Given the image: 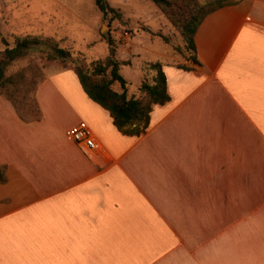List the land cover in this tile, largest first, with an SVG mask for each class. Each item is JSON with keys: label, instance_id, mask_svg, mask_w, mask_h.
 <instances>
[{"label": "crops", "instance_id": "crops-1", "mask_svg": "<svg viewBox=\"0 0 264 264\" xmlns=\"http://www.w3.org/2000/svg\"><path fill=\"white\" fill-rule=\"evenodd\" d=\"M194 44L191 70L162 65L169 101L138 137L113 126L74 72L40 81L37 119L0 95V264H264V0L207 15ZM80 122L98 151L66 137ZM162 193L163 224L180 227L156 231L146 212V231L102 229L106 211H149L147 194ZM111 239L132 244L108 252Z\"/></svg>", "mask_w": 264, "mask_h": 264}, {"label": "rangeland", "instance_id": "rangeland-1", "mask_svg": "<svg viewBox=\"0 0 264 264\" xmlns=\"http://www.w3.org/2000/svg\"><path fill=\"white\" fill-rule=\"evenodd\" d=\"M119 14L105 18L95 7L93 0H0V52L12 48L15 39L26 36L49 38L58 48L66 50L71 57L83 61L88 72L95 62L108 58L107 40L113 42L114 59L128 62L119 73L126 80L127 97H138L141 82L151 83L155 72L149 64L159 62L172 67L191 68V52L185 46L180 33L171 25L161 11L149 0H105ZM206 4L215 0H195ZM237 0H225L224 2ZM75 64L59 59L49 60L40 51H31L12 62L6 70V82L0 86V95L8 99L19 115L32 120L37 117L34 92L37 85L53 72H74ZM108 76V73L106 72ZM111 89L120 92L118 84ZM154 209H110L101 216L102 229L108 236L146 231L150 212L156 220V231L163 232L177 224H163L169 220V193L147 194ZM182 193H174V203L182 201ZM174 220L180 209L173 210ZM108 252H113L132 241L111 239L103 242ZM100 245H94V247Z\"/></svg>", "mask_w": 264, "mask_h": 264}, {"label": "trees", "instance_id": "trees-1", "mask_svg": "<svg viewBox=\"0 0 264 264\" xmlns=\"http://www.w3.org/2000/svg\"><path fill=\"white\" fill-rule=\"evenodd\" d=\"M153 3L180 33L185 46L191 52L192 65H198L196 60V48L194 37L196 31L205 17L223 7L235 5L239 2L215 0L206 4H199L195 0H149ZM95 7L105 18L108 14L119 17L105 0H93ZM108 58L104 62L92 64L91 71L83 65V61L74 59L64 49L58 48L56 43L49 38L26 36L15 39L14 46L0 52V86L6 82L5 73L7 67L14 61L26 56L31 51H40L49 60L59 59L75 64L74 73L85 95L103 110L112 119L113 126L123 135L138 137L145 132L149 125L150 113L154 106L164 105L169 101L166 89V79L162 72V64L153 62L149 68L155 72L151 83L143 81L138 87V97H127L126 80L119 73L121 63L114 59L113 42L107 40ZM184 71L190 68L178 66ZM108 73V76L106 75ZM116 83L120 92L111 89ZM37 119V117L35 118ZM3 180V172L0 169V182Z\"/></svg>", "mask_w": 264, "mask_h": 264}, {"label": "built area", "instance_id": "built-area-1", "mask_svg": "<svg viewBox=\"0 0 264 264\" xmlns=\"http://www.w3.org/2000/svg\"><path fill=\"white\" fill-rule=\"evenodd\" d=\"M66 137L80 147L86 153H94L99 150V144L90 135L88 127L84 122L69 128L65 132Z\"/></svg>", "mask_w": 264, "mask_h": 264}]
</instances>
